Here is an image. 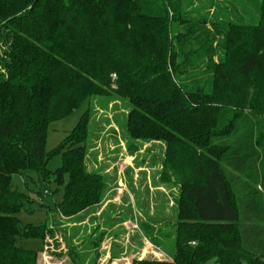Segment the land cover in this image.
Instances as JSON below:
<instances>
[{
	"label": "trees",
	"instance_id": "1",
	"mask_svg": "<svg viewBox=\"0 0 264 264\" xmlns=\"http://www.w3.org/2000/svg\"><path fill=\"white\" fill-rule=\"evenodd\" d=\"M111 99L127 106L129 152L164 143L161 178L179 185L171 258L131 264H264V0H0V264H39L58 246L57 229L21 212L70 218L101 203L105 177L86 166L89 119ZM84 102L46 151L48 125ZM51 178L50 195L62 186L54 206L42 200Z\"/></svg>",
	"mask_w": 264,
	"mask_h": 264
},
{
	"label": "rangeland",
	"instance_id": "2",
	"mask_svg": "<svg viewBox=\"0 0 264 264\" xmlns=\"http://www.w3.org/2000/svg\"><path fill=\"white\" fill-rule=\"evenodd\" d=\"M86 109L87 102H84L48 125L46 151L55 149L65 139ZM126 111L125 103L111 99L107 107L95 103L89 119L87 170L100 171L108 185L100 204L70 218L57 216L52 211L19 214L22 223L46 222L57 229L58 246L42 252L39 264H131L133 259L144 257L171 258L174 226L178 221L179 185L161 178L164 143L136 141L133 143L136 150L129 152L121 130ZM60 161L61 156L55 155L48 167L54 170ZM27 183L33 188L31 179ZM12 184L31 194L20 176L14 175ZM46 187L47 195L42 200L54 206L55 201L61 199L62 186L50 195L57 187L51 178ZM46 187L41 185V191ZM98 236L103 237L99 247L89 245V241H96ZM18 245L43 249L39 238H22ZM68 247L77 252L74 262L67 254ZM206 264L215 263L210 260Z\"/></svg>",
	"mask_w": 264,
	"mask_h": 264
},
{
	"label": "crops",
	"instance_id": "3",
	"mask_svg": "<svg viewBox=\"0 0 264 264\" xmlns=\"http://www.w3.org/2000/svg\"><path fill=\"white\" fill-rule=\"evenodd\" d=\"M90 208V207H89ZM89 208H86V209H84L82 212H80L79 214H81V213H84L85 211H87ZM78 214V215H79Z\"/></svg>",
	"mask_w": 264,
	"mask_h": 264
},
{
	"label": "built area",
	"instance_id": "4",
	"mask_svg": "<svg viewBox=\"0 0 264 264\" xmlns=\"http://www.w3.org/2000/svg\"><path fill=\"white\" fill-rule=\"evenodd\" d=\"M112 77L114 78L115 77V74H112Z\"/></svg>",
	"mask_w": 264,
	"mask_h": 264
}]
</instances>
